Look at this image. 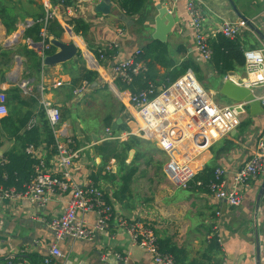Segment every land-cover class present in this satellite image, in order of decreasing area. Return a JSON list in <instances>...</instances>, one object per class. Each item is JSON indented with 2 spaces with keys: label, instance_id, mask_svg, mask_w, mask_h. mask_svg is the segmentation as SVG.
I'll list each match as a JSON object with an SVG mask.
<instances>
[{
  "label": "crops",
  "instance_id": "obj_1",
  "mask_svg": "<svg viewBox=\"0 0 264 264\" xmlns=\"http://www.w3.org/2000/svg\"><path fill=\"white\" fill-rule=\"evenodd\" d=\"M42 6H47V0H40ZM189 1H194L203 11L204 28L208 34L217 32L225 22L242 21L244 17L247 30L241 35L242 50L255 51L264 49V0H147L144 13L136 17L126 16L119 5L113 4L110 15L98 13V3L94 0L71 1L66 6L51 2V10L55 13L51 26L52 40L56 39L69 44L75 37L84 40V49L72 62L56 67H44L41 74L29 77L26 70L27 59L18 54L21 47H30L31 41L25 39L24 24L18 25L17 32L8 36L0 22V96H6L5 105L0 102V121L12 113L25 115L27 112L38 114L42 110L41 100L48 101L52 106L59 108L61 123L58 139L73 138L76 150H83L79 161L69 168L70 175L78 185L93 182L97 178L98 186L102 187L110 200L119 188L121 177L120 166L112 160L100 172L101 158L96 155L95 147L100 146L106 135L105 121L111 116L115 121L121 120L131 129L116 133L117 136L137 131V112L129 104H125L111 90V78L115 66L123 61L132 60L136 54L153 41L155 34L157 6L167 7L175 19V28L164 44L169 45L168 61L176 67L183 63H192L199 68V82L212 79L217 83V92L220 94V82L225 80L217 75L211 66V61H205L196 49L195 33L191 18L187 11ZM71 12V13H70ZM126 16L129 24L122 21ZM73 20H82L89 26L86 36L76 35ZM244 22V21H242ZM121 31V34L119 33ZM258 32V33H257ZM263 39H262V38ZM113 46H115L113 48ZM105 51V60L100 58ZM117 51L113 57L107 54ZM54 52L56 50L54 49ZM99 54V56L97 55ZM145 64V63H144ZM144 64H141L142 66ZM153 68L157 76H167L166 67L156 65ZM98 73V82L89 86L87 90L76 98L68 88L72 79L79 76V70ZM139 70L136 74H146ZM173 69H170L172 71ZM198 78V77H197ZM237 84L246 85L245 68H238L236 72L228 74ZM24 82H30L33 90L31 96H25L21 90ZM62 82L63 88L53 86ZM45 87L42 95L37 93L39 86ZM118 86V82L116 83ZM155 87V86H154ZM163 85L156 86L161 90ZM20 90L24 102L31 103L39 100L38 104L21 106L19 101L12 100L15 90ZM260 99L264 96V89H253ZM129 93H132L129 91ZM226 101V100H225ZM223 103L222 106L232 105ZM243 132L237 129L235 136L231 134L206 149L195 160V167L202 172L209 166L224 171V182L227 188L233 183L234 174L250 160L257 146L258 136L264 131V113L252 115L250 108L242 116ZM172 125H181L193 128L191 116H185L169 122L161 129L160 138L164 146H168V132ZM112 129V128H111ZM135 138L141 141V146L130 152L126 165L133 163L137 152L143 157L136 162L138 173L135 175L132 186L131 207L122 206L112 199L115 217L110 228L98 234L92 241H74L65 238L58 244L66 264H156L152 255L134 246L130 236L117 226L118 220L127 222L137 221L140 225L152 226L161 241H170L184 252L181 258L185 264H256V233L261 246V264H264V197L261 199L258 210V197L264 182V172L257 180L251 183L249 190L243 193V202L238 208H230L227 204L218 201L210 192H192L170 188L172 182L165 172L168 160L160 142H148L138 137H127L121 142ZM97 140V141H96ZM115 142V141H106ZM225 142L235 145V148L225 153ZM154 146L157 152L163 154L166 162L158 160L147 148ZM21 144L6 137L0 124V164L5 154L15 151L21 152ZM44 148L47 157L48 150ZM196 149L193 144L186 143L177 156L194 158ZM48 170L58 175L59 168L56 158L47 160ZM160 165V166H159ZM107 168L110 171H107ZM158 189L157 197L154 192ZM157 192V191H156ZM70 193L52 198L47 204L39 205L30 202H0V264L13 262L15 264H40L48 256L50 248L56 243L54 232L49 223L60 219L70 201ZM125 203H129L125 201ZM82 218L91 227L97 222L95 214H87ZM216 234L219 238L220 251L209 252L210 237ZM116 256H121L117 260ZM57 264L63 262L57 261Z\"/></svg>",
  "mask_w": 264,
  "mask_h": 264
},
{
  "label": "built area",
  "instance_id": "obj_2",
  "mask_svg": "<svg viewBox=\"0 0 264 264\" xmlns=\"http://www.w3.org/2000/svg\"><path fill=\"white\" fill-rule=\"evenodd\" d=\"M80 3L82 0H79ZM100 3L99 0H94ZM113 4H118L119 0H109ZM52 0H47L45 15L41 20H30L24 24L27 30L30 27L40 24L42 49L38 53L42 62L52 50V38L50 33L51 24L54 22L55 13L51 10ZM59 5H63L65 0H56ZM187 11L191 18L192 28L195 33V43L197 51L205 61H211L212 53L209 41L219 35L227 39H236L247 30L246 23L225 22L217 32L208 34L204 28L203 11L194 1H189ZM71 13V12H70ZM121 34V31H119ZM115 46H113L114 48ZM100 58L105 60V51L100 52ZM245 73L247 77L246 86L253 89H264V49L246 51ZM139 70H145L144 65H135V61L126 60L115 66L111 78V90L125 104H129L137 112L135 119L138 129L124 136L115 135L110 128L106 129L103 141H119L127 137H138L148 142H160L163 151L168 157L165 165V172L168 179L180 190H189L191 183L199 173L195 167L196 158L206 149L223 139H227L231 134L239 129L242 124V116L247 113L248 105L244 103H233L230 106H221L215 103L212 96L203 88L192 71H188L178 79L173 85L156 90L150 85L146 90L136 94L129 93L128 90L121 91L116 85L121 81L127 85L133 82L134 76ZM62 82L56 83L55 89L61 88ZM21 90L25 96L33 93L30 82H24ZM87 86L74 91V96L78 98L86 90ZM45 92L43 84L37 88V93L42 95ZM6 96H0V102L5 105ZM264 109V96L260 98ZM42 111L53 130L55 145L54 157L59 168V174L53 175L48 170V163L45 158L43 147L30 145L26 148V153L31 155L38 164L35 166L36 177L27 186L24 192H17L15 189L0 188V202H30L39 205L47 204L54 197H61L70 193V201L60 219L52 220L49 223L50 229L54 232L56 243L50 248L41 264H57L63 262L64 256L58 244L65 238L74 241H92L99 233L110 228V223L115 217V210L108 202L104 189L93 182L78 185L70 175L69 168L74 162L82 157L83 150H76L73 138L65 141L58 139L59 126L61 123L60 110L52 106L48 101L41 100ZM191 116L193 128L181 125H172L168 132L169 144L164 146L160 138L161 129L172 120ZM38 124V119H32L27 131H31ZM186 143L193 144L196 149L194 158L177 156L176 153L183 150ZM5 162L3 159L1 163ZM107 171H110L107 168ZM264 172V131L258 136L257 146L250 160L246 162L233 176V183L230 188L224 182V171L216 169L213 179L207 185L209 192L220 202L227 204L230 208H238L243 202V193L249 190L251 183L258 179ZM197 187H203L202 182L196 183ZM95 214L97 222L88 227L87 223L79 216ZM119 226L126 232L134 246L153 256L156 264H176L171 256L162 254L158 246V238L150 225H140L137 221L127 222L118 220ZM121 260V256H116ZM7 264H15L8 262ZM23 264V263H18Z\"/></svg>",
  "mask_w": 264,
  "mask_h": 264
},
{
  "label": "trees",
  "instance_id": "obj_3",
  "mask_svg": "<svg viewBox=\"0 0 264 264\" xmlns=\"http://www.w3.org/2000/svg\"><path fill=\"white\" fill-rule=\"evenodd\" d=\"M71 1L73 0H65L66 6L67 4L70 5ZM52 2L56 3V0H52ZM147 3V0L118 1L121 11L131 18L142 15L146 9ZM44 15L45 7L42 6L40 0H0V22L5 28L8 36L17 32L18 25L21 22H26L29 19L38 21L41 20ZM73 22L75 34L82 37L86 36L89 32V26L82 20H73ZM52 24L51 26H53ZM41 30L42 25L40 24H36L27 29L24 37L31 41V46L28 48L24 46L18 50V54L27 59L26 70L29 72V77L41 74L43 69L42 59L38 55L42 49V41L40 37ZM50 33H53L51 27ZM209 47L212 53L210 64L220 77L226 78L228 74L236 72L238 68L245 67V52L242 50L243 43H241L240 37L231 40L219 35L217 38L209 41ZM53 53L54 48H52L47 54L51 55ZM116 54L117 51H111L107 55L113 57ZM168 54V44L153 41L150 45L139 51L133 59L135 65L145 63L149 68L148 72L146 74L142 73L138 76H134L133 82L130 85L119 81L118 88L121 91H131L133 94L146 90L150 85L155 87L163 85V88H167L173 85L188 71H192L196 78L198 77L197 80L199 81L200 72L197 66L192 63H183L181 66L176 67L173 62L168 61ZM97 55L99 56V54ZM79 56L78 60L80 61ZM154 64L166 67L169 71L167 76H157L156 71L153 69L155 67ZM170 69L173 70L170 71ZM98 79V73L88 71L86 68H81V70H79V76L72 79L71 85L68 88L71 97L74 95V91L79 90L84 86H93L98 82ZM21 93L22 92L18 89L10 96L12 100H18L21 106L30 107L39 103V100L37 99L32 100L31 103L24 102L21 98ZM32 119H38V124L31 131H27V126ZM115 119L116 118L111 116L106 119V129L112 128V125L116 122ZM0 124L2 125L6 137L21 144L20 153L11 151L5 154V162L0 164V188H13L17 192H24L27 189V186L36 177L35 166L38 164L31 155L26 153V148L30 145L36 147L45 145L48 150L47 157L45 155V158L46 160H49V157H53L55 153L54 150L51 149L55 145L53 130L42 110L39 111L38 114L27 112L25 115L14 112L12 115L2 119ZM245 126V124L244 126L241 125L239 131L243 132ZM129 129L131 128L128 127V124L126 125V123H124L123 125H120L114 133L116 134ZM141 143V141L131 138L124 143L119 141L104 142L100 146L94 148L96 155L102 160L100 172H102L112 160H115L120 166L121 177L118 184L119 188L114 192L112 199L120 203L124 208H130L131 204H133V202H131V186L139 169L136 166V162L143 156L137 152L133 163L130 166L126 165V160L128 159L130 152L137 149V147H140ZM225 144L226 146L223 149L225 153H228L235 148V145H232L229 142H225ZM215 171L214 167L209 166L202 172L198 173L194 178V181L190 184L191 188L189 190L192 192H209L207 185L213 179ZM97 180V178H93L95 183H97ZM198 182H202L204 186L197 187L196 183ZM112 199H108L110 204H112ZM125 201H128L129 203H125ZM208 245L209 252L221 250L219 238L215 233L213 234V237H210ZM158 246L160 252L171 256L176 264H185V261L181 259L184 256V252L176 245L172 244L170 241H161L158 238ZM42 261L43 259L40 264Z\"/></svg>",
  "mask_w": 264,
  "mask_h": 264
},
{
  "label": "water",
  "instance_id": "obj_4",
  "mask_svg": "<svg viewBox=\"0 0 264 264\" xmlns=\"http://www.w3.org/2000/svg\"><path fill=\"white\" fill-rule=\"evenodd\" d=\"M98 4V13L103 15H110L111 8L113 7L112 2L109 0H99ZM235 12H237L236 8L232 0H230ZM157 16H156V27L155 34L152 39L161 43H166L168 40V36L173 32L175 28V19L172 14L169 12L167 7H162L160 5L157 6ZM238 13V12H237ZM239 14V13H238ZM240 15V14H239ZM239 18L244 21L248 26H251L250 23L242 16ZM122 21L125 24H129L130 22L124 15L122 17ZM258 33V32H257ZM262 38V37H261ZM263 39V38H262ZM264 41V39H263ZM52 47L56 50L51 55H47L43 60L44 67H56L59 65H65L73 60H75L79 54L83 51L85 45L84 40L81 37H77V39L73 40L71 43L66 44L59 40H52ZM220 82V95L226 98L228 101L232 103H244L247 104L250 108L252 115H259L260 113H264V109L261 105L260 99L254 94L253 90L247 87L245 84H237L232 81L230 78H224ZM122 124L121 120H117L112 125V130L117 131L118 127ZM237 130L232 134L235 136ZM97 141V140H96ZM264 197V182L262 184L261 190L259 192L258 197V205L257 210L260 204L261 199ZM256 264H261V246L258 233H256Z\"/></svg>",
  "mask_w": 264,
  "mask_h": 264
},
{
  "label": "rangeland",
  "instance_id": "obj_5",
  "mask_svg": "<svg viewBox=\"0 0 264 264\" xmlns=\"http://www.w3.org/2000/svg\"><path fill=\"white\" fill-rule=\"evenodd\" d=\"M202 86H203V88L210 94L211 92H214L215 94H216V92H217V83H216V81L215 80H212V79H209V80H206V81H204V83H201V82H199ZM64 87V86H63ZM63 87H61V88H63ZM212 99H213V101L215 102V103H217V104H223V103H227V104H231V101H228L226 98H224L223 96H221L220 94L219 95H215V97H213L212 96ZM226 100V101H225ZM222 106V105H221ZM230 106V105H229ZM156 157H157V159L158 160H161V161H163V163H165L166 162V158H165V156L163 155V154H160V153H158L157 152V149L154 147V146H149V147H147ZM172 187L173 188H177L176 187V185H174L173 183H172V185L170 186V188L172 189ZM178 189V188H177ZM178 190H180V189H178ZM157 191V192H156ZM155 193H156V195H157V197H160L161 195L160 194H158V189L156 188V190H155V192H154V195H155Z\"/></svg>",
  "mask_w": 264,
  "mask_h": 264
},
{
  "label": "bare ground",
  "instance_id": "obj_6",
  "mask_svg": "<svg viewBox=\"0 0 264 264\" xmlns=\"http://www.w3.org/2000/svg\"><path fill=\"white\" fill-rule=\"evenodd\" d=\"M75 39H77V38L75 37Z\"/></svg>",
  "mask_w": 264,
  "mask_h": 264
}]
</instances>
